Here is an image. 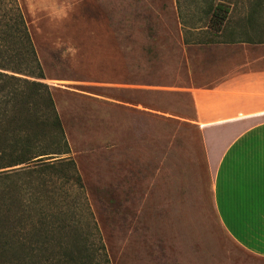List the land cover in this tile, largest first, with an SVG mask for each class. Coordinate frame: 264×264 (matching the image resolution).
I'll list each match as a JSON object with an SVG mask.
<instances>
[{"label": "rangeland", "instance_id": "obj_1", "mask_svg": "<svg viewBox=\"0 0 264 264\" xmlns=\"http://www.w3.org/2000/svg\"><path fill=\"white\" fill-rule=\"evenodd\" d=\"M221 1L231 12L216 32ZM256 1L75 0L53 28L20 0L70 147L55 159L75 162L111 264H264L218 220L192 97L239 60L227 43L264 36V0L248 21ZM18 168L22 183L35 166Z\"/></svg>", "mask_w": 264, "mask_h": 264}, {"label": "trees", "instance_id": "obj_2", "mask_svg": "<svg viewBox=\"0 0 264 264\" xmlns=\"http://www.w3.org/2000/svg\"><path fill=\"white\" fill-rule=\"evenodd\" d=\"M208 12L210 30L228 27L225 1ZM44 79L20 0H0V264H111L75 162L55 159L70 147Z\"/></svg>", "mask_w": 264, "mask_h": 264}, {"label": "crops", "instance_id": "obj_3", "mask_svg": "<svg viewBox=\"0 0 264 264\" xmlns=\"http://www.w3.org/2000/svg\"><path fill=\"white\" fill-rule=\"evenodd\" d=\"M227 44H241V56L192 89L194 124L222 228L264 258V36Z\"/></svg>", "mask_w": 264, "mask_h": 264}, {"label": "clouds", "instance_id": "obj_4", "mask_svg": "<svg viewBox=\"0 0 264 264\" xmlns=\"http://www.w3.org/2000/svg\"><path fill=\"white\" fill-rule=\"evenodd\" d=\"M28 9L35 18H46L53 28H60L75 13L76 3L75 0H28ZM62 55L74 57L76 49L69 46Z\"/></svg>", "mask_w": 264, "mask_h": 264}]
</instances>
